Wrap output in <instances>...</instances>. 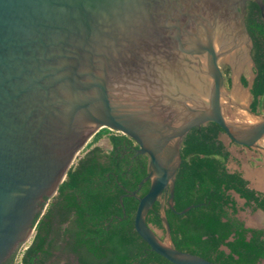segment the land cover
<instances>
[{
  "label": "water",
  "instance_id": "obj_1",
  "mask_svg": "<svg viewBox=\"0 0 264 264\" xmlns=\"http://www.w3.org/2000/svg\"><path fill=\"white\" fill-rule=\"evenodd\" d=\"M249 1L264 19V0H0V264L28 240L32 217L103 127L148 157L146 175L124 194L149 182L137 234L174 264H216L171 245L164 203L168 195L173 209L179 149L193 127L214 122L264 155V116L247 105ZM220 64L230 67L229 94ZM249 114L254 123L244 122ZM155 201L162 240L145 221Z\"/></svg>",
  "mask_w": 264,
  "mask_h": 264
},
{
  "label": "trees",
  "instance_id": "obj_2",
  "mask_svg": "<svg viewBox=\"0 0 264 264\" xmlns=\"http://www.w3.org/2000/svg\"><path fill=\"white\" fill-rule=\"evenodd\" d=\"M246 29L251 37L254 78L249 88V108L264 110V19L256 3L246 5ZM230 86L228 68L223 70ZM242 86L248 82L241 77ZM224 134L214 122L193 127L180 145L181 162L174 179L173 209L166 200L164 215L171 245L216 264H258L264 260V228L244 225L236 214L243 207L264 212V192L248 186L240 172L226 166L230 153L220 139ZM106 138L107 147L97 145ZM230 144H234L229 140ZM130 137L103 127L78 153L47 200L35 223L31 242L18 264H174L152 251L134 229L138 198L149 186L144 182L135 196H124L146 175L148 157L137 154ZM193 205L184 213H178ZM37 219V215L34 221ZM145 221L161 232L164 226L155 201ZM6 264H13L12 258Z\"/></svg>",
  "mask_w": 264,
  "mask_h": 264
},
{
  "label": "crops",
  "instance_id": "obj_3",
  "mask_svg": "<svg viewBox=\"0 0 264 264\" xmlns=\"http://www.w3.org/2000/svg\"><path fill=\"white\" fill-rule=\"evenodd\" d=\"M227 149L230 153L226 163L229 170L240 172L242 177L248 181V186L250 188L264 192V159L254 157V155L249 153L245 148L241 149V147H236L232 149L227 147ZM234 199L236 201V197H234ZM237 199L241 200L243 206L244 200L242 198ZM236 216L244 222L246 227L264 228V212L259 209L251 212L249 211L245 214L240 208ZM263 261L264 260H261L260 262Z\"/></svg>",
  "mask_w": 264,
  "mask_h": 264
},
{
  "label": "flooded vegetation",
  "instance_id": "obj_4",
  "mask_svg": "<svg viewBox=\"0 0 264 264\" xmlns=\"http://www.w3.org/2000/svg\"><path fill=\"white\" fill-rule=\"evenodd\" d=\"M223 70H224V69H221L222 74H223ZM252 70H254V66L252 67ZM253 72H254V71H253ZM223 77H224V74H223ZM224 85H225V81H224ZM243 87H244V86H243ZM250 99H251V96H250V94H249V101H248V103H247L248 106H249V103H250ZM261 111H262L261 114L264 115V110H261ZM110 131H111V130H110ZM112 132H114V133H120V132H116V131H112ZM258 144H259L261 147H264V144H260L259 141H258ZM233 145H235V146H237V147H241V148H245V149H247L248 151L251 152L252 155H254V157H257V158H259V159H264V158H263L264 156H263L258 150L251 149V148H248V147H246V146H242V145H236V144H233ZM46 204H47V203H46ZM46 204H45V205L43 204L42 206H44V208H45ZM43 211H44V209L42 210V212H38V213L34 214V216L32 217L31 224L33 225V231H32V233L30 234L28 240L25 241V242H18L17 245L14 247V249H13V250H12L7 256H6L5 259L1 262V264H6V263L9 261L10 258H12L13 264H18L19 256L21 255L23 249H25L26 246L31 242V239H32V237H33V233H34L35 223H36V221L38 220V218L41 216V214L43 213ZM36 215H37V219L35 220V222H33V221H34V218H35Z\"/></svg>",
  "mask_w": 264,
  "mask_h": 264
},
{
  "label": "rangeland",
  "instance_id": "obj_5",
  "mask_svg": "<svg viewBox=\"0 0 264 264\" xmlns=\"http://www.w3.org/2000/svg\"><path fill=\"white\" fill-rule=\"evenodd\" d=\"M220 67H221V69H225V68H228V73H229V76H230V67L227 65V64H220ZM250 71H251V73L253 72V70H252V67L250 68ZM240 75H241V77H244L247 81H248V78H249V73H248V70H247V68H246V66H244L243 68H242V70H241V72H240ZM244 88V87H243ZM225 89H226V91L228 92V94L230 93V86L227 88L226 86H225ZM263 115V114H262ZM264 116V115H263ZM220 139L224 142V144L228 147V148H232V149H235L237 146H235V145H233V144H230L229 143V139L227 138V136L225 135V134H220ZM259 143L260 144H264V138H262V139H260L259 140ZM97 145H99V146H101V147H107L108 146V144H107V140H106V138H101V139H99L98 141H97V143H96ZM241 149H243V148H241ZM247 150V149H246ZM248 151V150H247ZM249 153H251L250 151H248ZM237 157V156H236ZM237 159V158H236ZM236 203H237V206L238 207H240L243 211H244V213L245 214H247L250 210H249V208H247V207H243L242 206V204H241V200H239V199H237V197H236ZM251 212V211H250ZM156 231V233H157V235H160L161 234V232L159 231V230H155ZM258 264H264V261L263 262H259Z\"/></svg>",
  "mask_w": 264,
  "mask_h": 264
},
{
  "label": "bare ground",
  "instance_id": "obj_6",
  "mask_svg": "<svg viewBox=\"0 0 264 264\" xmlns=\"http://www.w3.org/2000/svg\"><path fill=\"white\" fill-rule=\"evenodd\" d=\"M257 120V117L251 116L250 114L248 115L247 119L244 122L247 123H254Z\"/></svg>",
  "mask_w": 264,
  "mask_h": 264
}]
</instances>
